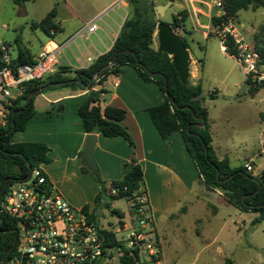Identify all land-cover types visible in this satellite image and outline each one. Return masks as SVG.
<instances>
[{
	"label": "crops",
	"instance_id": "crops-1",
	"mask_svg": "<svg viewBox=\"0 0 264 264\" xmlns=\"http://www.w3.org/2000/svg\"><path fill=\"white\" fill-rule=\"evenodd\" d=\"M82 1L54 0L48 5H39L36 8L23 5L21 11L31 21V24L40 22L55 9L54 22L58 25L59 31L49 37L40 28H37L35 30H40V34L31 31L25 35L24 39L22 38L23 34L21 38L14 37V39L7 38L8 35L2 34L0 41L8 45L12 60L18 58L20 50L28 51L33 60L44 50H56L59 68L66 66L74 70H84L100 56L108 53L128 17V4L126 0H87L86 3L90 5L88 7ZM29 2L36 4L40 0ZM188 2L176 1L174 3L173 1V4L178 10L186 9L189 13L184 25L186 30L183 32L184 36L180 30L181 37L187 40L191 56L189 83L202 86V103L206 107V98H218L219 90H205L204 75H201L205 63L192 54L191 45L196 43V33H200L206 40L211 37L209 35L210 26L206 18L211 15L216 0H213V4L195 0ZM249 11L253 15L259 12V10ZM241 12L237 18H240ZM98 18V29L94 33H88L85 30L86 27ZM7 29L9 30V27ZM79 32L80 34L77 35ZM196 44L202 53H206L199 43ZM16 50L17 52L13 54V51ZM222 54L234 61L230 55L223 52ZM204 55L206 59V54ZM243 76L238 82L232 83L231 87L238 89L242 83H246L248 76L244 71ZM115 82L118 83L117 86L114 85ZM256 85L257 83L254 88ZM99 88L97 86L94 89L98 90ZM103 89L106 93L102 94L100 107L104 109L111 106L126 112L122 125L130 134L135 146L131 147L122 137L106 138L101 132H97L95 134L94 159L101 179L107 187L115 181H121L132 158L143 167L144 179L141 190L147 194L149 199L151 216L162 250L163 264L168 263L167 252L171 248L178 253L181 245L192 248L195 240H199L203 247L207 248L217 237L213 236L211 231L212 220L217 215L216 212H208L203 217L194 218L192 221L195 226L194 231L192 228L188 229L186 225V218L190 214L191 207L199 199L196 194L197 185L201 184L205 188L206 186L200 180L196 165L187 151L181 133L175 132L167 140H163L148 112L150 108L166 101L164 94L154 82L144 81L135 69L128 65L122 68L120 76L109 77L103 85ZM249 89L250 86L247 92ZM256 89H262V87ZM259 91L252 95L251 101H254L255 97H260ZM88 93V89L64 88L39 94L34 101L36 115L29 121L25 131L14 134L12 142L45 144L49 148L48 157L51 162L42 165L41 169L50 185L72 206L83 209L88 205L89 211L92 212L100 187L93 176L84 171L86 165L83 162L82 153L88 135L84 131L82 120L78 114L79 106ZM260 112V110L257 111L259 123ZM208 119L212 146L219 159L229 158L232 168L251 165L254 162L256 166L253 167V174L256 176L264 172V170L259 171V168L264 164L262 148L250 150L242 158L238 155L231 157L227 148L228 140L214 131L215 122L209 118V112ZM206 191L209 194L216 192L223 196L218 190L206 188ZM118 201L120 200L113 201L111 208L122 212L124 221L128 220V217L130 219L129 209L124 211L118 205ZM102 214L110 216L109 212L105 210L100 211L101 216ZM197 225L198 227H196ZM226 260L232 261V259Z\"/></svg>",
	"mask_w": 264,
	"mask_h": 264
},
{
	"label": "trees",
	"instance_id": "trees-1",
	"mask_svg": "<svg viewBox=\"0 0 264 264\" xmlns=\"http://www.w3.org/2000/svg\"><path fill=\"white\" fill-rule=\"evenodd\" d=\"M11 1L20 5L32 0ZM151 1L126 0L129 14L112 49L100 56L88 68L74 70L71 67H60L56 73L45 79L26 85L24 95L15 101L14 108L11 110L9 128L7 130H5V126L0 128L1 197L10 184L28 177L32 169L51 162L48 157L49 148L45 144L12 142L14 134L25 131L29 121L36 115L34 108L36 97L31 100L28 99V96L35 90H40L39 94H45L64 88L88 89L89 93L78 109L85 133L95 135L97 132H101L106 138L122 137L134 148L135 145L130 134L122 125L126 112L111 106L104 109L100 107L102 94L106 93L103 85L109 77L120 76L122 68L128 65L134 68L144 81L154 82L166 98L163 104L148 110L160 137L167 140L173 133L180 132L187 151L196 165L200 180L206 188L220 191L229 203L241 211L259 213V217L253 221V224H258L264 220V172L255 176L247 170L246 166L232 168L229 158L219 159L216 155L212 146L208 110L202 103V86L183 85L174 68L172 57L153 47L157 26L162 21L157 19L155 6L153 3L149 4ZM217 1L221 2L225 13L222 17L212 19L213 25L217 27L228 20L237 18L241 11L261 9L264 11V0ZM55 17L56 10L53 9L43 20L32 23L31 27L33 29L40 28L47 36L51 37V32L57 33L59 31L58 25L54 22ZM188 17L189 13L186 9L179 11L172 16L171 27L174 30L185 31L184 25ZM184 41L186 47L189 48L186 39ZM227 44L229 54H235L232 41L228 40ZM253 48L260 57L259 72L264 74V24L254 35ZM32 63L33 59L29 52L20 50L18 58L12 61L11 66L16 67L20 64ZM139 63L146 66L150 72L160 73L161 76H150ZM0 65H3L1 60ZM94 78L95 80H93ZM165 80H167V88ZM247 83L250 89L257 90L254 88L256 82L251 76L248 77ZM261 85H264V81ZM97 86L100 88L95 90L94 88ZM251 166L253 168L256 165L252 162ZM127 168L124 178L121 181L111 183L108 187L101 179L98 171L92 173L86 167L84 168V171L90 173L98 183L100 191L95 199L92 212L89 211L88 205L83 207V211L90 212V219L96 222L99 234L104 240V254L106 256H111L113 249L122 248V244L111 227L110 229H103L100 226L99 212L101 210L109 212L110 216L118 219L119 227L123 228L125 225L124 215L119 210L111 208L112 202L124 200L125 197L142 191L143 167L132 158ZM7 181L8 183L3 189ZM49 184L47 182L48 186ZM110 187L119 188L121 190L120 196H111ZM124 188L127 190L123 192ZM15 230L14 221L0 215V262L4 257L9 259L13 254L10 250L13 248ZM133 260V258H122L123 262ZM93 264H103V262ZM224 264H232V261L226 260Z\"/></svg>",
	"mask_w": 264,
	"mask_h": 264
},
{
	"label": "built area",
	"instance_id": "built-area-1",
	"mask_svg": "<svg viewBox=\"0 0 264 264\" xmlns=\"http://www.w3.org/2000/svg\"><path fill=\"white\" fill-rule=\"evenodd\" d=\"M215 4L220 16H224L221 2L216 0ZM98 20L99 18L93 20L85 30L94 33L98 29ZM79 34L80 32L77 35ZM217 38L221 43V51L228 55L227 42L231 40L236 51L230 55L234 61L253 81L259 84L264 81V74L259 72V55L233 20L220 26ZM0 54L3 63L0 65L1 128L10 123L11 110L15 101L24 95L26 85L56 73L59 59L56 50H44L32 64L13 67L10 49L2 41ZM114 85L117 86L118 83L115 82ZM246 168L253 173L251 165H246ZM47 182L41 167L35 168L25 179L10 184L1 197L0 215L13 220L16 227L13 254L1 264H93L100 261L103 264H163L149 199L144 191L124 198L130 211V219L123 228L118 229L127 234L124 239L117 238L122 248L113 249L112 255L106 256L104 240L96 222L90 219V212L72 207ZM126 190L124 188L123 192ZM109 193L113 197H119L121 190L110 187ZM122 258L134 260L123 262Z\"/></svg>",
	"mask_w": 264,
	"mask_h": 264
},
{
	"label": "rangeland",
	"instance_id": "rangeland-1",
	"mask_svg": "<svg viewBox=\"0 0 264 264\" xmlns=\"http://www.w3.org/2000/svg\"><path fill=\"white\" fill-rule=\"evenodd\" d=\"M52 1L54 2V0H40L36 4L26 2L25 4L18 5L11 0H0V36L6 34L8 35L7 38L14 39V37L21 38L23 34L22 38L24 39L25 35L31 31L40 34V30L38 32L31 27V21L21 11V7L28 5V7L36 8L39 5H48ZM167 1L169 0H152L151 2L154 6H157L164 5ZM172 1L174 3L176 1L186 3L189 0ZM195 1L213 4V0ZM82 2H85L86 6H90L86 3L88 2L87 0H83ZM190 4L189 6L191 7ZM194 4L196 5V2ZM179 11L182 10H178L173 4L167 10L163 19H160L158 15L157 19L171 24L172 16L176 15ZM200 13L202 14V12ZM262 15H264L263 11L259 10L257 14L253 15L248 10L242 11L240 18L233 19L246 40L252 44L254 35L264 24V16ZM214 17H221L216 4L213 5V11L209 18H206L210 26L209 35L211 37L209 40L204 39L200 33H196L195 35V42L199 43L203 47L202 50L206 53H202L196 43L195 45H191L192 54L205 63V68L201 73L202 76L204 75L203 86L205 90H219L218 98H206L209 118L215 122L214 131L219 135L221 134L223 138H227V148L231 153V157L238 155L242 158L250 150L257 148H262V154L264 155V85L260 84L262 89L252 90L251 88L242 96L238 95V92L244 83L238 89L231 87L232 83L238 82L244 77L243 70L233 60L223 56L220 40L215 37L220 27L213 25L212 19ZM8 27L9 30L7 29ZM175 31L178 35L182 36L186 30H182V35L180 30L176 29ZM153 47L157 50L159 48L157 31L154 35ZM14 52H17V50L13 51V54ZM204 54H206V59ZM258 91L260 92V97H255V100L251 101L253 99L252 95ZM259 99H261L260 105ZM258 110L261 111L260 123L258 122ZM260 170H264V164L259 168ZM196 194L199 196V199L191 207L190 214L186 218V225L188 229L192 228L194 231L195 226L192 224L194 218L203 217L208 212L213 213L215 211L217 215L212 220L211 231L213 236H217L216 240L207 246V248H204L199 240H195L192 248L181 245L178 253H176L175 249L171 248L167 252V264H224L226 259H232L233 264H264V220L258 224H253V221L260 214L239 210L229 203L224 196L216 192L212 194L207 193L206 188L201 186V184L197 185ZM64 200L66 199L64 198ZM118 205L124 211L128 209L126 202L123 200L118 201ZM127 219L129 220V217ZM128 220L125 219L126 222ZM99 221L103 229L111 227L117 238L124 239L126 237L127 232L118 229L119 221L115 217L102 214ZM192 235L194 234L192 233Z\"/></svg>",
	"mask_w": 264,
	"mask_h": 264
},
{
	"label": "water",
	"instance_id": "water-1",
	"mask_svg": "<svg viewBox=\"0 0 264 264\" xmlns=\"http://www.w3.org/2000/svg\"><path fill=\"white\" fill-rule=\"evenodd\" d=\"M149 4L151 5L152 2H149ZM172 4H173V1L169 0L164 5L155 6L156 14L158 15L160 19H163L165 17L167 10L172 6ZM157 37H158V43H159L158 50L172 57L174 68L176 72L178 73V77L181 83L185 86L189 85L190 84L189 77H190L191 56H190L188 48L186 47L184 39L180 35H178V33L171 27L170 24H167L165 22H161L157 26ZM0 59H2L1 54H0ZM139 65L142 66L148 72L150 76L152 77L161 76L160 73L150 72L146 68V66L140 63ZM95 78L93 80H95ZM165 85L167 88V80H165ZM259 87H260V84L257 83L256 88H259ZM248 88H249V84L247 82L244 83L240 91L238 92V95L240 96L244 95L247 92ZM39 93H40V90L33 91L28 96V99L31 100L33 97H36L37 95H39ZM8 128H9V124L5 126V130H7ZM95 144H96V136L88 135L87 141H86L83 153H82L83 162L92 173H96L98 171V168H97V165L94 159ZM7 183L8 181L4 184L3 189L6 187ZM1 194H2V191L0 192V197H1ZM15 243H16V236L14 239L13 248L15 246ZM13 248L10 251H12ZM4 260H5V257L0 262V264L4 262Z\"/></svg>",
	"mask_w": 264,
	"mask_h": 264
}]
</instances>
